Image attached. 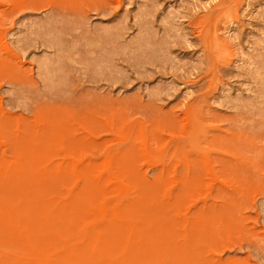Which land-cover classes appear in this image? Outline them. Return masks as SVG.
I'll use <instances>...</instances> for the list:
<instances>
[{"label": "rangeland", "instance_id": "1", "mask_svg": "<svg viewBox=\"0 0 264 264\" xmlns=\"http://www.w3.org/2000/svg\"><path fill=\"white\" fill-rule=\"evenodd\" d=\"M38 203L62 264H264V0H0V264Z\"/></svg>", "mask_w": 264, "mask_h": 264}, {"label": "bare ground", "instance_id": "2", "mask_svg": "<svg viewBox=\"0 0 264 264\" xmlns=\"http://www.w3.org/2000/svg\"><path fill=\"white\" fill-rule=\"evenodd\" d=\"M116 189L120 191L123 188L118 185ZM89 201L88 207L90 210L94 209L95 205L93 202L95 199L93 200L89 197ZM72 206V203H69L65 207V212L68 214L62 213L61 215L51 212L39 203L34 209L29 211L30 213H28L27 217L31 220L32 226L23 223V232L27 234L28 244L23 246L24 255L20 260L21 264H23V260L31 261L34 264H62L65 258L60 253L61 250L59 248L62 247V249L67 250L73 246L74 222L71 212H73L74 208ZM98 208L100 214L105 216L111 212L104 204H100ZM1 224L2 218L0 217ZM67 260L65 259V261Z\"/></svg>", "mask_w": 264, "mask_h": 264}]
</instances>
